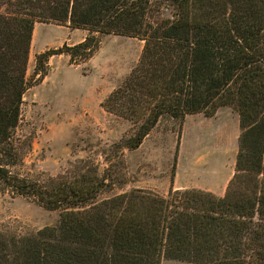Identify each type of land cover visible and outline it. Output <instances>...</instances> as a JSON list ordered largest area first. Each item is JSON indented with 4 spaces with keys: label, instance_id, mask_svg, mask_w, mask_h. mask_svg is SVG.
<instances>
[{
    "label": "trees",
    "instance_id": "trees-1",
    "mask_svg": "<svg viewBox=\"0 0 264 264\" xmlns=\"http://www.w3.org/2000/svg\"><path fill=\"white\" fill-rule=\"evenodd\" d=\"M36 22L87 33L36 53L34 82L52 55L87 62L103 35L143 41L137 62L100 102L131 123L112 143L118 150L138 148L164 117L182 122L233 107L240 132L223 194L189 187L102 195L112 189L108 169L100 173L89 158L42 180L13 174ZM1 183L59 217L24 234L0 228V264H264V0H0Z\"/></svg>",
    "mask_w": 264,
    "mask_h": 264
},
{
    "label": "rangeland",
    "instance_id": "rangeland-1",
    "mask_svg": "<svg viewBox=\"0 0 264 264\" xmlns=\"http://www.w3.org/2000/svg\"><path fill=\"white\" fill-rule=\"evenodd\" d=\"M86 33L67 24L35 23L27 64L32 85L23 95L16 130L22 161L12 173L42 180L89 158L100 173L108 169L112 189L102 195L132 188L166 195L170 188L189 187L222 195L233 173L240 132L231 106L219 107L212 116L187 114L182 122L164 117L133 150L112 145L131 131V123L106 112L100 102L137 62L140 39L103 35L96 53L76 66L64 53L52 55L48 73L34 82L36 53L79 42ZM58 217L57 210L43 209L0 184V228L24 234L53 225ZM160 264L185 263L162 258Z\"/></svg>",
    "mask_w": 264,
    "mask_h": 264
}]
</instances>
